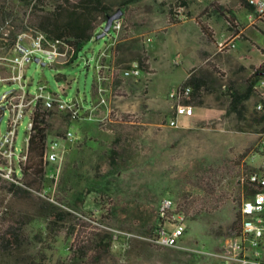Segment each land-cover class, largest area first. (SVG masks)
I'll return each instance as SVG.
<instances>
[{
  "label": "rangeland",
  "instance_id": "obj_1",
  "mask_svg": "<svg viewBox=\"0 0 264 264\" xmlns=\"http://www.w3.org/2000/svg\"><path fill=\"white\" fill-rule=\"evenodd\" d=\"M38 1L0 0L2 49H12L20 34L35 36L39 32L30 24L33 6ZM43 1L49 9L60 0ZM242 2L105 0L114 14L121 13L122 28L115 39H111L114 31L103 35L99 29V36L83 48L71 65L68 58L52 63L43 59L41 63L34 61L28 65L24 90L30 95H37L39 88L45 86L46 94L90 106L96 96L101 97L97 70L100 64L107 78L102 83V94L107 101L104 108L111 95L126 94L125 88L127 91L141 88L142 94L148 90V102L154 104L155 125L138 142L135 155L125 157L116 150V164L111 162L112 149L92 157L96 145L90 142L72 159L65 141L68 131L73 132L74 141L77 139L71 127L72 119L66 112L47 110L39 103L38 112L46 115L47 140H61L65 158L61 165L46 166V189L27 198L9 192L13 182L4 180L0 174V229L12 214L33 220L25 227L23 250L8 257L0 254V263L214 264L209 254L235 236L236 231L230 229L240 228V209L250 197L247 186H242L238 179L242 174L261 169L264 163V152L258 146L264 132L263 114L257 110L259 99L254 97L244 102L242 114L230 110L233 89L246 87L257 66L251 64L247 68L231 54L217 53V39L236 36L247 26L243 18L251 11L244 8L246 0ZM26 42H30L29 37ZM255 42L264 50V34H259ZM194 49L216 50L215 54L202 55L197 65ZM239 49H246L244 42ZM183 56H187L188 62ZM263 57L258 50L253 62ZM247 60L246 57L244 62ZM133 65L139 67L141 76L125 77L123 72ZM189 65L193 68L187 73ZM201 65L206 67L208 82L201 87L200 98L192 90L182 104L194 108L197 100L201 101L213 116L194 130L171 128L168 119L173 117L178 102L170 100L168 95L174 88L183 87L184 82L172 86L180 83L186 74V80L197 81V66ZM220 71L222 78L215 75ZM3 74L8 75L6 71ZM14 89H20V85H0V99ZM118 110L112 104L110 117ZM127 111V115H133L130 106ZM8 120L6 114L1 124L3 135ZM28 122L29 117H25L18 128L19 153L26 147ZM0 164L6 162L0 158ZM45 196L50 197L57 211L69 213L57 225L46 222L40 211V198ZM164 200H171L172 206L162 219L160 207ZM178 217L184 218L186 227L180 248L157 247L138 238L125 246L120 239H114L113 230L146 237ZM80 249H88L87 256L81 258L82 254L77 253Z\"/></svg>",
  "mask_w": 264,
  "mask_h": 264
},
{
  "label": "built area",
  "instance_id": "obj_2",
  "mask_svg": "<svg viewBox=\"0 0 264 264\" xmlns=\"http://www.w3.org/2000/svg\"><path fill=\"white\" fill-rule=\"evenodd\" d=\"M247 4L253 9L248 15V21L252 26L264 25V0H246ZM8 22V21H7ZM104 24L101 32L105 35L114 31L111 39L122 28L121 21L115 20L109 32H105ZM4 41H7L8 35H4ZM30 42H26V38ZM217 53L230 54L235 50L236 44L231 39H223L217 42ZM107 49V48H105ZM70 49L66 43L51 41L47 35L41 32H35V36L20 34L16 38L12 49H2L0 47V85L19 84L20 89L10 90L4 93L0 99V158L6 164H0V174L2 178L9 182H16L23 178L24 165L28 159V145L31 134L35 127V117L38 112L39 103H43L45 109L58 112H66L71 119H93L94 112L104 107L107 103L103 96L104 89L102 83L107 80L103 76L102 66L97 65L98 82L100 83L99 93L101 95L99 102L86 109L83 102L66 101L59 95L46 94V87L41 86L37 95H30L24 90L26 81V69L28 65L39 57L49 62H55L59 58H68ZM105 52H102L104 56ZM6 71L8 75H4ZM222 71L219 72L221 74ZM255 73V72H254ZM125 77L141 76V70L137 65L123 72ZM255 91L259 98L257 110H263L264 103V73L258 75V81L255 85ZM192 89L190 86L174 88L170 91L168 98L178 102L172 118L168 119V126L179 128V120L183 117H191L194 114V108L190 105L182 104V101L189 97ZM6 114H9L6 134L1 133V124ZM25 117H29L27 125V136L25 138L26 147L21 153L17 151L16 141L18 128ZM75 136L72 131L65 134L66 142H73ZM259 150L264 152V132L260 134L258 143ZM65 158V150L62 141L47 140L44 161L48 165H61ZM242 186H247L252 190L250 197L243 201L240 214L241 223L237 234L227 239L219 250H214L209 254L214 264H264V163L262 168L256 171H250L242 174L239 179ZM172 206L171 200H164L160 207V217L166 218L169 209ZM186 227L184 218H175L172 222H166L160 225L146 237H139L132 233L113 230L114 239L123 241L125 246L138 238L157 247L180 248V243L185 235Z\"/></svg>",
  "mask_w": 264,
  "mask_h": 264
},
{
  "label": "trees",
  "instance_id": "obj_3",
  "mask_svg": "<svg viewBox=\"0 0 264 264\" xmlns=\"http://www.w3.org/2000/svg\"><path fill=\"white\" fill-rule=\"evenodd\" d=\"M244 0H241V2ZM242 2V3H243ZM43 0L38 1L33 6L31 12L30 24L39 32L48 36L51 41H59L66 43L70 49L68 64L71 65L79 56L83 48L93 40L97 35V31L107 23L108 19L114 14L105 0H60L52 5L49 9L44 6ZM244 8L252 11L248 5ZM264 73V63L252 73L251 80L248 85L243 88L233 89L231 95L230 110L241 113L242 104L250 99L257 97L255 91V80L258 75ZM218 78L223 75L216 73ZM183 86H190L193 94L197 99L200 98V90L202 85L194 78L184 81ZM190 102V100H189ZM197 105H202L201 101L197 100ZM189 105V104H188ZM263 114L264 118V103L263 110L258 111ZM49 136L48 127L46 124V115L37 112L35 117V127L31 134L28 145V159L23 169V180L18 184L12 183L8 187L9 192L18 198H27L33 194H40L46 189V164L44 161V153L46 142ZM116 149L111 151V162L116 164ZM252 193V190L247 187ZM40 211H43V216L46 217V222L57 225L63 217L69 214L66 211H57V207L50 201V197L45 196L40 198ZM162 220V219H161ZM30 217L24 215L12 214L2 229H0V254L11 256L17 252H21L24 247L25 227L32 223ZM35 221V219H34ZM237 234L238 229L234 226L230 229ZM131 242L129 243L130 246ZM101 248V247H100ZM77 253H81L84 258L87 256L88 249H80ZM25 260V259H24ZM2 264V263H0Z\"/></svg>",
  "mask_w": 264,
  "mask_h": 264
},
{
  "label": "crops",
  "instance_id": "obj_4",
  "mask_svg": "<svg viewBox=\"0 0 264 264\" xmlns=\"http://www.w3.org/2000/svg\"><path fill=\"white\" fill-rule=\"evenodd\" d=\"M248 15L249 14L243 18V22L247 24V26L245 28L242 27L238 35H228L226 38L222 37L217 39V42L223 39H231V41L235 42V50L230 54L236 61L238 60V62H241V64L247 68H250L251 64L257 66L254 71H252V73H254L255 70L264 63V57L263 59L258 60V62H253V55L258 50L262 53V55H264V50L259 48L258 44L255 42L259 34H264V29L262 28V25L252 26L248 21ZM214 39L215 38L212 40L213 44H215ZM242 42L245 43L246 49H239V46ZM194 50L197 51L198 65L199 62H201L202 55L206 56L209 53L215 54L214 50L216 49ZM246 57L248 58L247 63L244 62ZM183 60L188 62L187 56H183ZM242 61L244 63H242ZM167 68H169L171 72H174V69H172L170 66H167ZM192 68L193 65H189L187 73ZM157 69L158 68H156V70L152 73L153 75L157 72ZM205 72H207L206 67H203L202 65L197 66V81L202 85V87L206 84V82H208L207 77H205ZM186 78L187 74L180 83L174 84L172 88L182 84ZM241 81L243 82V80ZM124 92H126V94L111 95L107 99L108 106L106 108H98L93 114V119H72L71 127L77 135V139L75 141L70 143L67 142L69 154L71 155L72 159H74V156L78 154V150L83 149V146L86 142L96 145V150H94L92 157H99L100 152L110 149L118 150L121 152V155L123 154L125 157H131L135 155V150H137L139 146L138 142H141L144 138H146L147 135L152 132L155 125L153 117L154 104L151 105V103L148 102V90L145 94H142L141 88L139 89L136 87V89H130V91H127L125 88ZM99 100L100 97L96 96L92 105H96ZM112 104H115L119 110L113 117H110ZM92 105H85V108L88 109ZM129 106L132 108V116L127 115L129 112L127 109ZM204 106V104H195L193 116L183 117L179 120V129L185 131L194 130L196 127L198 128L200 122L212 117L213 113L209 112V110Z\"/></svg>",
  "mask_w": 264,
  "mask_h": 264
},
{
  "label": "water",
  "instance_id": "obj_5",
  "mask_svg": "<svg viewBox=\"0 0 264 264\" xmlns=\"http://www.w3.org/2000/svg\"><path fill=\"white\" fill-rule=\"evenodd\" d=\"M120 16H121V13L118 12V13L113 14V15L108 19V21H107V23H106V26H105V32H109V31L111 30L113 22H114L115 20H118V19L120 18ZM103 35H105V33H104ZM35 62H37V63H41V59H40L39 57H36V58H35ZM42 64L45 65V63H42ZM0 122H1V120H0Z\"/></svg>",
  "mask_w": 264,
  "mask_h": 264
}]
</instances>
